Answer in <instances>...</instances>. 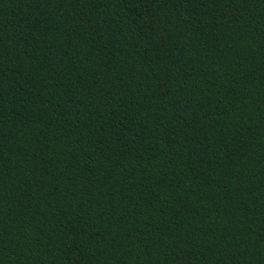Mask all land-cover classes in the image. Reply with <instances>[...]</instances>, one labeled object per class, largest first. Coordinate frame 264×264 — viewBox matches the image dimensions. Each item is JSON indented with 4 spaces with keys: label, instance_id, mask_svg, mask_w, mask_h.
I'll return each instance as SVG.
<instances>
[{
    "label": "trees",
    "instance_id": "1",
    "mask_svg": "<svg viewBox=\"0 0 264 264\" xmlns=\"http://www.w3.org/2000/svg\"><path fill=\"white\" fill-rule=\"evenodd\" d=\"M0 264H264V0H0Z\"/></svg>",
    "mask_w": 264,
    "mask_h": 264
}]
</instances>
